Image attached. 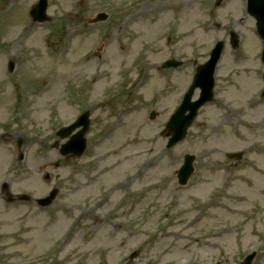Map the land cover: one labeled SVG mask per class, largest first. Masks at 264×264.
<instances>
[{
	"label": "rangeland",
	"instance_id": "rangeland-1",
	"mask_svg": "<svg viewBox=\"0 0 264 264\" xmlns=\"http://www.w3.org/2000/svg\"><path fill=\"white\" fill-rule=\"evenodd\" d=\"M36 2L0 0V264H241L251 251L264 264V64L244 0H47L41 23ZM97 12L108 18L88 23ZM219 40L214 99L166 149L160 131ZM86 110L84 153L59 155L55 131ZM3 182L31 200L8 203Z\"/></svg>",
	"mask_w": 264,
	"mask_h": 264
},
{
	"label": "water",
	"instance_id": "water-1",
	"mask_svg": "<svg viewBox=\"0 0 264 264\" xmlns=\"http://www.w3.org/2000/svg\"><path fill=\"white\" fill-rule=\"evenodd\" d=\"M47 6V0H39L35 5H33L29 11L30 16L33 21H46L49 19L45 14ZM248 11L251 15H253L257 20V28L258 31L263 38L264 41V0H248ZM107 18L105 13H98L95 18L91 19L89 22H98L103 21ZM231 36V44L233 47L237 46V38L235 34L232 32ZM223 47L222 42H218L213 50L210 52V58L202 65H199L196 69L195 76L192 80L191 85L189 86L187 92L183 96V100L175 112L170 116L168 122L166 123L165 129L162 133L169 136L166 148H170L174 146L176 143L181 141L185 135L188 126L193 121L196 116L197 110L200 106H202L205 102L211 101L213 97L212 88L214 85L213 73L215 69V65L220 57V53ZM262 60L264 62V48L262 51ZM180 62L175 60H166L163 64V68L169 67H177ZM13 62L8 63L9 70L13 69ZM195 88L200 89L199 97L192 101L191 97ZM264 95V91L262 92ZM154 113L151 112L149 117L153 118ZM88 113H82L72 124L60 128L56 135L59 138L68 137L67 141L60 145L59 153L61 155H71V156H80L85 149V138L84 134L88 129ZM75 133L71 134L76 128L80 127ZM21 139H18L17 146L20 147ZM57 146V142L53 145ZM240 153L229 154V157L238 158ZM22 157V154L19 155V159ZM195 159L194 155L185 154L183 156V163L177 170V183L180 185L186 184L189 176L193 172V161ZM4 188H7V184L3 185ZM57 194V189H53L50 191L49 195L45 198L38 199L37 203L42 206L49 205L52 200L55 198ZM20 200H27L29 197L27 195H19L17 197ZM8 201H12V197H7ZM135 253L130 255V258L134 257ZM255 256V252L247 255L242 264H251L253 258Z\"/></svg>",
	"mask_w": 264,
	"mask_h": 264
}]
</instances>
